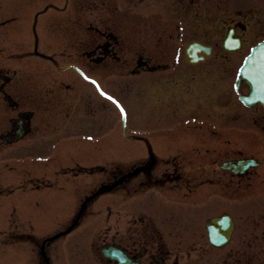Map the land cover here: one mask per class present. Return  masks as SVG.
<instances>
[{"label":"flooded vegetation","instance_id":"af4514ba","mask_svg":"<svg viewBox=\"0 0 264 264\" xmlns=\"http://www.w3.org/2000/svg\"><path fill=\"white\" fill-rule=\"evenodd\" d=\"M128 1L141 3L147 0ZM172 1L175 2V11L169 12L170 5L164 2L157 15L174 13L177 26L181 25L183 12L198 16L193 9H188V6H195L197 0ZM216 2L218 6L221 3L217 8L220 13L227 11L228 0ZM114 6L115 1L110 3V7L117 17ZM126 6L125 0L124 11L118 19H122V22L124 18L130 19L128 22L133 23L136 12L125 8ZM210 8L211 6L207 11L213 14ZM98 12L100 20L88 26L89 38L85 39L88 42L84 40L81 43L80 51L75 56L68 55L67 60L74 64L65 68L64 74L75 72L74 68L80 65L85 73L93 74L97 82L104 64L116 60L121 61V65L129 64V59L120 58L118 36L109 26L104 27L103 16ZM220 23L225 34L232 30L234 36L240 38L241 52L252 37L259 41L250 44V49L264 41L263 18L259 22V30L249 35L248 27L251 22L243 15L227 21L222 14ZM83 24L84 20L80 25ZM134 28L136 29L131 25L132 33ZM7 33L0 32V42L7 39L10 43L20 36L16 31ZM60 40L55 43L56 46ZM126 40L129 42L127 38ZM137 41L128 44L130 50H136L132 56L135 58L134 66L129 70V75L133 72L150 73L168 67L148 56L151 53L149 43L142 45ZM213 49L214 53V45ZM158 56L160 57L159 54ZM34 64V61L29 64L32 66L23 73L20 67L13 70L8 63L0 60V191L3 187L1 185L7 182V162H16L20 165L15 170L14 177H28L31 183L36 184V180L46 179L43 176L46 171L41 167L36 171L41 176L32 178L31 166L39 165L46 168L47 174L51 173L52 178H64L71 192L62 208L65 211L64 219L58 220L56 224L64 229L55 233V236L45 237L60 239L47 240L43 248L42 244L37 245L35 264H217L209 260L214 251L222 252L223 255L218 264H264L263 105L258 103L249 110L257 116L254 121V137L250 136L248 139L242 134H223L207 140L196 137L183 145L177 142L183 140L177 138L180 128L171 133H161L159 131L162 129H154L153 131L159 132L156 133L157 136L163 134L168 138H161L159 143L151 132L145 134L142 153L133 155L132 160L129 158L125 167L120 166L118 161L110 160L115 165H111L112 169L107 172L108 178L103 180L105 167L99 156V143L95 140L101 136L98 135L101 132L100 91L90 80L85 79L86 84L83 86L89 89L83 92L85 99L82 105L79 102L67 105L60 91L55 89V83L40 77ZM42 64L45 68L49 66L47 63ZM204 75L207 79L213 76L209 72ZM62 84L65 83L61 82L59 85L70 89V84ZM238 92L239 95L249 93L244 81L239 84L237 93H234L238 95ZM222 94L220 99H236L246 109L238 96ZM178 101L175 111L182 107L180 97ZM209 103L208 101L207 104ZM195 110H198V106ZM207 113L210 115L209 109ZM241 119L244 124L245 117ZM87 120L91 136L81 134L87 132L84 130ZM193 130L208 131L212 128L200 125ZM171 136L176 140H172ZM131 137L141 139L137 135ZM171 142H176L175 146L178 144L179 147H167ZM87 144H90V151H94V154L87 155ZM248 158L256 160V165L242 170L238 163ZM87 178L101 179L100 184L92 188V183L87 185ZM48 181L38 186H47V190L57 188V181L47 185ZM40 182L44 183L43 180ZM102 191L104 192L101 193ZM156 195L168 197L179 204L191 205L194 210L191 223L185 224L182 221L181 209H175L166 219L164 213L159 212L161 207L157 205L160 203L156 202ZM224 217L226 225L218 222ZM120 223H124L122 230L118 229ZM190 226L192 231L189 230ZM209 226L217 233H229L228 243L221 248L212 246L208 239L211 238ZM72 248L79 251L72 250L70 254Z\"/></svg>","mask_w":264,"mask_h":264},{"label":"rangeland","instance_id":"374dc122","mask_svg":"<svg viewBox=\"0 0 264 264\" xmlns=\"http://www.w3.org/2000/svg\"><path fill=\"white\" fill-rule=\"evenodd\" d=\"M114 1L117 17L110 7V3ZM124 1L0 0V32L16 31L20 35L10 43L7 39L0 42V60L8 63L13 70H16L17 66L20 67L23 73L28 71V67L32 66L29 64L34 61L39 76L55 83V89L60 91L67 105H75L77 102L82 105L85 99L83 92L89 89L83 86L86 84L85 76L95 80L94 75L85 73L80 65L74 68L75 72L70 71L69 74H64L63 70L74 64L70 63L67 57L79 53L81 43L89 38L88 26L100 20L97 17L98 11L103 16L104 27L109 26L118 36L120 58L129 59V64L121 65L119 60L104 64L97 78L100 88L118 100L125 110V114L122 115L116 105L102 95L101 132L98 133L101 136L95 140L99 143V156L105 167L103 180L108 178L107 172L114 164L110 163V160L118 161L122 167L128 165L129 158L132 160L133 155L142 153L143 136L150 132L161 143V138L168 137L163 134L157 136L156 133H171L180 128V135L177 138H182L183 142H177L183 145L196 137L202 140L221 137L223 134L227 136L242 134L241 136H246L248 139L250 136L254 137L256 126L253 122L256 121V114L242 108L236 99L225 97L222 100L220 97L222 93H225V96L230 93L232 96L237 69L248 53L250 44L253 45L259 40L252 37L242 52H223L220 44L225 30L222 29L220 20L222 14L227 21L243 15L251 22L248 35L253 34L259 30V22L262 18L264 20V0H228L226 7L229 10L221 13L217 9L221 3L218 6L216 0H197L196 5L188 6V9L190 11L193 9L192 11L197 12L198 16L186 15L183 12L180 26L176 25L175 14L169 13L175 11V2L172 0H147L141 3L126 0L125 8L136 12L133 23L128 22L130 19L124 18V22L118 19L124 11ZM164 2L170 5L169 12L157 15ZM210 6V12L213 14L207 11ZM176 7L179 9L178 5ZM83 20L84 24L80 25ZM130 24L136 27L134 33L131 32ZM50 33L55 35L50 36ZM83 36L85 37L82 38ZM125 37L131 44L137 40V43L142 45L149 43L151 53L147 55L168 67L150 73L133 72L129 75V70L134 66L135 58L132 56L136 50L129 49V42ZM58 39L61 40L56 46ZM191 39L215 46L214 57L208 63L191 65L184 62V47ZM42 63L49 64V68L43 67ZM207 72L213 74L209 79L204 75ZM61 82L70 84V89L59 85ZM178 97L182 101V107L175 111ZM196 106H198L197 111ZM243 117L246 121L244 124L241 122ZM200 125L204 127L208 125L212 130L197 131L196 126ZM84 127L87 132L81 134L91 136L89 120L85 122ZM194 128L196 131L193 130ZM154 129H162V131L155 132ZM131 135H137L141 139H134ZM171 138L176 140L174 136ZM150 140L153 143L152 138ZM175 144L176 142H171L167 147H179ZM89 146L90 144H87L85 149L87 155L94 154ZM19 165L16 162H7L5 170L7 182H2L1 185L3 187L0 191V264H35L37 245L40 246L45 237L64 229L57 227L56 224L58 220L63 221L65 211L61 208L65 205L67 196L71 194L64 178H52V174H47L46 168L39 165L31 166L32 178L41 176L36 172L41 167L46 171L43 175L46 179H38L36 184L31 183L28 177H14ZM41 180L44 183H41ZM47 180H49L47 185L49 182L57 181V188L52 187L49 189L54 188L53 190H47V186H38V184L44 185ZM100 180L87 178L86 181L88 186L92 183L93 188L100 184ZM156 199V202L160 203L157 205L161 207L159 212H163L166 219L172 211L181 209L182 221L185 224L191 223L194 211L191 205L179 204L168 197L158 195ZM124 207L127 209L126 204ZM52 209L57 211L53 212ZM123 226L124 223H120L118 229L122 230ZM189 230H193L192 226ZM18 234L22 238L16 236ZM72 250L79 251L72 248L70 254ZM211 254L209 260L212 263L218 264L223 257L222 252L219 251Z\"/></svg>","mask_w":264,"mask_h":264},{"label":"water","instance_id":"95a60500","mask_svg":"<svg viewBox=\"0 0 264 264\" xmlns=\"http://www.w3.org/2000/svg\"><path fill=\"white\" fill-rule=\"evenodd\" d=\"M227 48V47H226ZM239 46L229 48V50L238 49ZM211 56V49L205 47L197 41L189 42L185 47L184 60L187 63L197 64L205 61ZM262 69V72H261ZM240 77L247 81L248 85L252 86V94L257 99L264 100V43L254 48L251 55L245 60L240 72ZM252 96V95H251ZM243 99V98H242ZM248 105L252 104L256 99L250 97L247 98ZM215 244L219 245L224 242L214 241Z\"/></svg>","mask_w":264,"mask_h":264},{"label":"snow or ice","instance_id":"6c2138e0","mask_svg":"<svg viewBox=\"0 0 264 264\" xmlns=\"http://www.w3.org/2000/svg\"><path fill=\"white\" fill-rule=\"evenodd\" d=\"M85 79H89L92 84L96 85L97 90L100 91L101 95L105 96L108 100L112 101L116 105V107L120 110V113L122 115L125 114V110L118 100H116L113 96H111L107 92L103 91V89L100 88L99 84L95 80H92L90 77L87 76H85Z\"/></svg>","mask_w":264,"mask_h":264}]
</instances>
